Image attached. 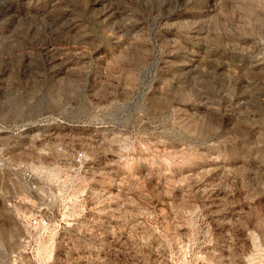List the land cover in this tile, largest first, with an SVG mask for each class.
<instances>
[{
	"label": "rangeland",
	"instance_id": "rangeland-1",
	"mask_svg": "<svg viewBox=\"0 0 264 264\" xmlns=\"http://www.w3.org/2000/svg\"><path fill=\"white\" fill-rule=\"evenodd\" d=\"M16 212L39 264H264V0H0V264Z\"/></svg>",
	"mask_w": 264,
	"mask_h": 264
},
{
	"label": "built area",
	"instance_id": "built-area-1",
	"mask_svg": "<svg viewBox=\"0 0 264 264\" xmlns=\"http://www.w3.org/2000/svg\"><path fill=\"white\" fill-rule=\"evenodd\" d=\"M24 177L31 188H36V180L30 171H24ZM55 212H16L22 222V232L19 236V251L9 257V264H39L37 253L44 241L54 243V234L58 231L53 225ZM54 247V245H53ZM190 247L184 248V257L176 264H191ZM54 259V258H53ZM52 260L40 264H52Z\"/></svg>",
	"mask_w": 264,
	"mask_h": 264
},
{
	"label": "bare ground",
	"instance_id": "bare-ground-1",
	"mask_svg": "<svg viewBox=\"0 0 264 264\" xmlns=\"http://www.w3.org/2000/svg\"><path fill=\"white\" fill-rule=\"evenodd\" d=\"M34 169H37V167H34ZM183 248L181 247L180 248V250L178 251V252H180L181 251V255H183L184 256V253H183V250H182Z\"/></svg>",
	"mask_w": 264,
	"mask_h": 264
}]
</instances>
